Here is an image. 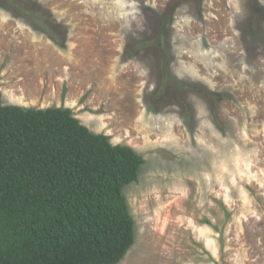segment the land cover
<instances>
[{"label": "rangeland", "instance_id": "1", "mask_svg": "<svg viewBox=\"0 0 264 264\" xmlns=\"http://www.w3.org/2000/svg\"><path fill=\"white\" fill-rule=\"evenodd\" d=\"M0 92L144 158L119 264H264V0H0Z\"/></svg>", "mask_w": 264, "mask_h": 264}, {"label": "trees", "instance_id": "2", "mask_svg": "<svg viewBox=\"0 0 264 264\" xmlns=\"http://www.w3.org/2000/svg\"><path fill=\"white\" fill-rule=\"evenodd\" d=\"M144 164L69 108L0 92V264H119L136 242L124 189Z\"/></svg>", "mask_w": 264, "mask_h": 264}]
</instances>
